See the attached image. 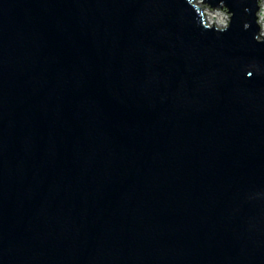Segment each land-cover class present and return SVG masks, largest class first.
Instances as JSON below:
<instances>
[{"label":"water","instance_id":"water-1","mask_svg":"<svg viewBox=\"0 0 264 264\" xmlns=\"http://www.w3.org/2000/svg\"><path fill=\"white\" fill-rule=\"evenodd\" d=\"M0 0V264H264V0Z\"/></svg>","mask_w":264,"mask_h":264},{"label":"rangeland","instance_id":"rangeland-1","mask_svg":"<svg viewBox=\"0 0 264 264\" xmlns=\"http://www.w3.org/2000/svg\"><path fill=\"white\" fill-rule=\"evenodd\" d=\"M196 4L200 5L202 8H204V12L206 13L205 20L206 23L209 25H217L219 28L224 29L226 26H228L230 22L231 15L227 12H223L219 9H214L210 11V7L205 6L202 4L203 1L201 0H195ZM264 5V3H263ZM208 15V16H207Z\"/></svg>","mask_w":264,"mask_h":264},{"label":"bare ground","instance_id":"bare-ground-1","mask_svg":"<svg viewBox=\"0 0 264 264\" xmlns=\"http://www.w3.org/2000/svg\"><path fill=\"white\" fill-rule=\"evenodd\" d=\"M208 16V15H207ZM259 21L262 23V28H263V31L264 32V5L262 3V8H261V12L259 14Z\"/></svg>","mask_w":264,"mask_h":264}]
</instances>
